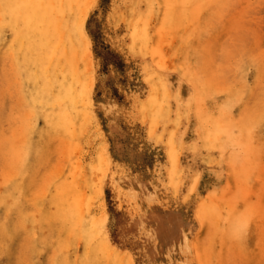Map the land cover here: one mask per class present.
<instances>
[{"label":"rangeland","instance_id":"1","mask_svg":"<svg viewBox=\"0 0 264 264\" xmlns=\"http://www.w3.org/2000/svg\"><path fill=\"white\" fill-rule=\"evenodd\" d=\"M0 264H264V0H0Z\"/></svg>","mask_w":264,"mask_h":264},{"label":"bare ground","instance_id":"2","mask_svg":"<svg viewBox=\"0 0 264 264\" xmlns=\"http://www.w3.org/2000/svg\"><path fill=\"white\" fill-rule=\"evenodd\" d=\"M61 3H62V2H61ZM10 17H11V16H10ZM23 18H25V17H23ZM44 18H45V17H44ZM33 19H34V18H33ZM23 20H24V19H23ZM10 21H11V20H10ZM29 23H30V22H29ZM29 23H28V24H29ZM32 46H33V45H32ZM61 47H62V46H61ZM45 50H46V49H45ZM46 51H47V50H46ZM52 51H53V50H52ZM36 53H37V52H36ZM46 53H47V52H46ZM53 57H54V56H53ZM51 61H52V60H51ZM53 64H54V63H53ZM46 77H47V76H46ZM49 80H50V79H49ZM51 82H52V81H51ZM184 83H185V82H184ZM48 85H49V84H48ZM54 87H55V86H54ZM180 88H181V87H180ZM52 89H54V88H52ZM30 111H31V110H30ZM30 111H29V112H30ZM32 112H33V111H32ZM3 140H4V139H3ZM5 140H6V139H5ZM5 140H4V141H5ZM4 141H3V142H4ZM60 155H61V154H60ZM60 157H61V156H60ZM40 185H41V184H40ZM44 187H45V186H44ZM45 189H46V188H45ZM58 193H59V192H58ZM60 195H62V194H60ZM63 195H65V194H63ZM9 201H11V200H9ZM9 201H8V202H9ZM6 203H7V202H6ZM9 203H10V202H9ZM11 204H12V203H11ZM11 204H10V206H11ZM14 207H15V206H14ZM13 209H14V208H13ZM81 209H82V208H81ZM19 210H20V209H19ZM21 212H22V210H21ZM80 213H82V212H80ZM4 230H5V229H4ZM12 231H13V230H12ZM95 238H96V237H95Z\"/></svg>","mask_w":264,"mask_h":264}]
</instances>
